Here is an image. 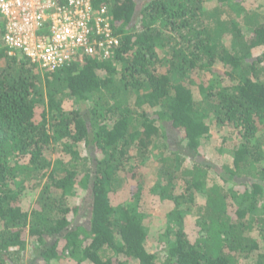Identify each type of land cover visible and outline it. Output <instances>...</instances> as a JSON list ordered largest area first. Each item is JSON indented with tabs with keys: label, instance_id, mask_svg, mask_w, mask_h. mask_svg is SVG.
Here are the masks:
<instances>
[{
	"label": "trees",
	"instance_id": "16d2710c",
	"mask_svg": "<svg viewBox=\"0 0 264 264\" xmlns=\"http://www.w3.org/2000/svg\"><path fill=\"white\" fill-rule=\"evenodd\" d=\"M206 1L93 0L119 45L58 72L0 54V264L30 244L43 264H264V11ZM224 126L230 167L198 161ZM150 156L147 195L168 206L148 231L135 181Z\"/></svg>",
	"mask_w": 264,
	"mask_h": 264
},
{
	"label": "built area",
	"instance_id": "2783aa9c",
	"mask_svg": "<svg viewBox=\"0 0 264 264\" xmlns=\"http://www.w3.org/2000/svg\"><path fill=\"white\" fill-rule=\"evenodd\" d=\"M0 54H21L44 72H58L83 56L106 58L119 45L105 6L93 0H0Z\"/></svg>",
	"mask_w": 264,
	"mask_h": 264
},
{
	"label": "rangeland",
	"instance_id": "374dc122",
	"mask_svg": "<svg viewBox=\"0 0 264 264\" xmlns=\"http://www.w3.org/2000/svg\"><path fill=\"white\" fill-rule=\"evenodd\" d=\"M213 3L215 4L214 0H207L206 1V8H210ZM246 5L249 7L248 9L250 10H263L264 11V0H246ZM1 18V17H0ZM159 52V51H158ZM18 55V60L25 61V58L21 54ZM2 64L0 63V66ZM117 68L120 70V66L117 65ZM196 91V89H193ZM195 97L198 98L197 92H194ZM73 106L72 100H64L63 103V108L64 109H71ZM85 106H82V109H84ZM170 140H172V137H170ZM169 140V141H170ZM237 136L235 132L229 130L228 127L224 126L219 129H215L214 133H212V137L209 141H206L202 144L201 146V155L202 157L198 159V161L203 162V164L209 163V164H214V166H217L219 168L227 167L231 165L232 162V153L234 152L235 146H237ZM174 145V144H171ZM161 147H158L157 149L154 150V152L151 154H155ZM82 154L84 153V149L80 148ZM150 159L145 163L146 169L148 171L147 176L141 175L140 178H138L135 183H142V200L140 205V211L145 214V217L143 219L144 225L148 228V231L155 230L156 228H159L160 224V219L162 218V215L159 216V219H154L157 216L153 215V207H159L162 213L165 212L167 208V203L166 202H158L157 200H153L152 197H149L147 194H149V189L153 186L155 181L158 178V168L159 165L157 164V159L155 157H151ZM48 159L51 161L55 160L57 156H51L47 155ZM209 177L210 179H216V175L212 171H209ZM127 185V184H126ZM236 190V189H235ZM121 191V190H120ZM241 191V190H240ZM32 194H29L26 196L25 200L23 201V206L24 208H27L30 204V208L33 206L34 200L37 198V193L38 191H32ZM127 191L120 193L114 200L113 204L116 205L120 201L124 202L126 198L128 197ZM75 198V197H74ZM70 198L68 199V202L71 203H76V198ZM113 199V198H112ZM196 205L202 206L204 205V199L200 194H197L196 196ZM184 220H185V226L187 230H192V227L195 224L196 217L186 213L184 215ZM76 223H81L85 226L88 225V221L86 217L78 216L77 219H75ZM158 223V225H156ZM255 236H257L256 232L254 233ZM155 235H153V238ZM150 242V241H149ZM147 242V247L152 248L155 250L156 247H154L151 243ZM159 252V251H158ZM35 256H36V251L34 250V247L30 244L28 249L21 255L22 258V263L21 264H43L41 262H35ZM162 253L158 255L159 260L162 258ZM66 264H75L72 261H67ZM132 264V263H131Z\"/></svg>",
	"mask_w": 264,
	"mask_h": 264
},
{
	"label": "clouds",
	"instance_id": "9594fccd",
	"mask_svg": "<svg viewBox=\"0 0 264 264\" xmlns=\"http://www.w3.org/2000/svg\"><path fill=\"white\" fill-rule=\"evenodd\" d=\"M1 17V16H0ZM0 22L2 23V25H0V34L2 33L3 31V19L2 17L0 18ZM113 29V28H112Z\"/></svg>",
	"mask_w": 264,
	"mask_h": 264
}]
</instances>
